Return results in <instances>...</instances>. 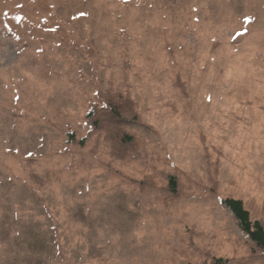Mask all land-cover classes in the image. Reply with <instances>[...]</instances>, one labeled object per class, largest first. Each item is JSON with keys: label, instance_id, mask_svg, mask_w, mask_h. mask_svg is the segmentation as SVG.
Instances as JSON below:
<instances>
[{"label": "rangeland", "instance_id": "374dc122", "mask_svg": "<svg viewBox=\"0 0 264 264\" xmlns=\"http://www.w3.org/2000/svg\"><path fill=\"white\" fill-rule=\"evenodd\" d=\"M226 197L264 226V0H0V264H264Z\"/></svg>", "mask_w": 264, "mask_h": 264}, {"label": "trees", "instance_id": "16d2710c", "mask_svg": "<svg viewBox=\"0 0 264 264\" xmlns=\"http://www.w3.org/2000/svg\"><path fill=\"white\" fill-rule=\"evenodd\" d=\"M171 188L175 190L174 177L170 179ZM223 206L235 218L239 228L244 231L250 240L262 251L264 256V226L259 220L253 221L248 209L244 207L241 199L226 197L221 200Z\"/></svg>", "mask_w": 264, "mask_h": 264}, {"label": "snow or ice", "instance_id": "6c2138e0", "mask_svg": "<svg viewBox=\"0 0 264 264\" xmlns=\"http://www.w3.org/2000/svg\"><path fill=\"white\" fill-rule=\"evenodd\" d=\"M82 15H83V13H82ZM246 20H247V22H251V18H246ZM29 155H31V153H29Z\"/></svg>", "mask_w": 264, "mask_h": 264}]
</instances>
